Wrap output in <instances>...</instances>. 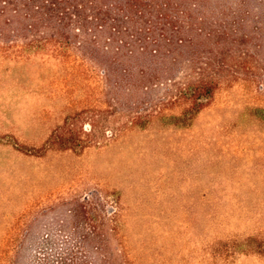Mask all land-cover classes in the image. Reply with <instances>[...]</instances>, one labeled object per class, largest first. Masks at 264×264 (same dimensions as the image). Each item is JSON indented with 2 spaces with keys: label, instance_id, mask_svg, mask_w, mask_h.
Wrapping results in <instances>:
<instances>
[{
  "label": "rangeland",
  "instance_id": "rangeland-1",
  "mask_svg": "<svg viewBox=\"0 0 264 264\" xmlns=\"http://www.w3.org/2000/svg\"><path fill=\"white\" fill-rule=\"evenodd\" d=\"M206 1L227 15L244 9ZM251 7L264 18V0ZM252 28L248 42L216 47L248 67L194 116L173 83L112 91L79 52L19 58L1 45L0 216L17 230L35 217L105 216L122 264H264V253L235 246L264 240V19ZM191 72L178 64L177 81Z\"/></svg>",
  "mask_w": 264,
  "mask_h": 264
},
{
  "label": "trees",
  "instance_id": "trees-1",
  "mask_svg": "<svg viewBox=\"0 0 264 264\" xmlns=\"http://www.w3.org/2000/svg\"><path fill=\"white\" fill-rule=\"evenodd\" d=\"M251 4L241 0L244 9L227 15L206 0H0V46L19 58L79 52L91 67L108 73L112 91L173 83V99L187 105L186 116H194L210 105L235 67L247 66L242 55L230 62L231 50L216 47L252 39L249 24L264 18ZM182 62L192 72L177 81ZM56 141L53 135L49 143ZM106 221L105 216L35 217L17 230L0 216V251L13 248L12 264H25L26 254L27 264H122L119 248L108 241L116 227L110 225L108 233ZM235 246L264 253V240L255 236L236 240Z\"/></svg>",
  "mask_w": 264,
  "mask_h": 264
}]
</instances>
